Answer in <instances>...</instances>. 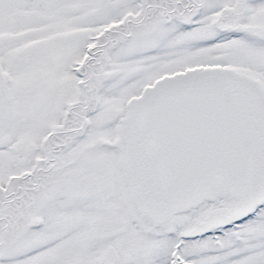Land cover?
Here are the masks:
<instances>
[{"label":"snow or ice","instance_id":"obj_1","mask_svg":"<svg viewBox=\"0 0 264 264\" xmlns=\"http://www.w3.org/2000/svg\"><path fill=\"white\" fill-rule=\"evenodd\" d=\"M0 264H264V0H0Z\"/></svg>","mask_w":264,"mask_h":264}]
</instances>
